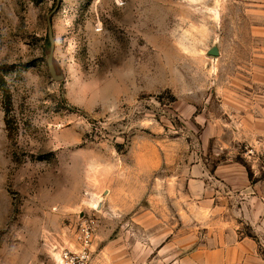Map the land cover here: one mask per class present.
I'll list each match as a JSON object with an SVG mask.
<instances>
[{
	"label": "rangeland",
	"instance_id": "374dc122",
	"mask_svg": "<svg viewBox=\"0 0 264 264\" xmlns=\"http://www.w3.org/2000/svg\"><path fill=\"white\" fill-rule=\"evenodd\" d=\"M226 162L264 179V0H0V264L168 260Z\"/></svg>",
	"mask_w": 264,
	"mask_h": 264
},
{
	"label": "crops",
	"instance_id": "0c3cea01",
	"mask_svg": "<svg viewBox=\"0 0 264 264\" xmlns=\"http://www.w3.org/2000/svg\"><path fill=\"white\" fill-rule=\"evenodd\" d=\"M206 176L207 170H201L199 179L188 183L194 199H205L198 203L204 213L199 215L197 245L181 246L170 259L153 263L264 264V179L251 177L246 167L235 162L214 169L216 184ZM223 187L228 196L220 191ZM170 250V245L163 246L159 256Z\"/></svg>",
	"mask_w": 264,
	"mask_h": 264
},
{
	"label": "built area",
	"instance_id": "2783aa9c",
	"mask_svg": "<svg viewBox=\"0 0 264 264\" xmlns=\"http://www.w3.org/2000/svg\"><path fill=\"white\" fill-rule=\"evenodd\" d=\"M94 224L82 225L73 242L55 246L53 264H91ZM70 232V231H69Z\"/></svg>",
	"mask_w": 264,
	"mask_h": 264
},
{
	"label": "water",
	"instance_id": "95a60500",
	"mask_svg": "<svg viewBox=\"0 0 264 264\" xmlns=\"http://www.w3.org/2000/svg\"><path fill=\"white\" fill-rule=\"evenodd\" d=\"M212 56H219V50L217 48H213L212 50H210L209 52Z\"/></svg>",
	"mask_w": 264,
	"mask_h": 264
}]
</instances>
